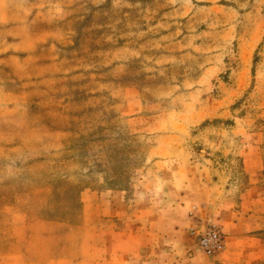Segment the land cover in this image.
Returning <instances> with one entry per match:
<instances>
[{
  "label": "rangeland",
  "instance_id": "rangeland-1",
  "mask_svg": "<svg viewBox=\"0 0 264 264\" xmlns=\"http://www.w3.org/2000/svg\"><path fill=\"white\" fill-rule=\"evenodd\" d=\"M0 8V107L28 127L4 139L0 126V206L30 212L9 261L0 218V264H264V0ZM84 186L80 231L60 200L71 190L75 207ZM102 188L124 192L110 217ZM210 227L224 248L206 255L195 236Z\"/></svg>",
  "mask_w": 264,
  "mask_h": 264
},
{
  "label": "crops",
  "instance_id": "crops-1",
  "mask_svg": "<svg viewBox=\"0 0 264 264\" xmlns=\"http://www.w3.org/2000/svg\"><path fill=\"white\" fill-rule=\"evenodd\" d=\"M5 12H1V8H0V21L3 20V17H5ZM3 101H1L0 99V103H5L4 101H7L6 98H2ZM14 98H12V100L10 101V103L12 104L14 102ZM9 103V102H7ZM15 106L14 104L11 106H7L6 107V111L2 109V107H0V126L5 128L4 130H6L5 132L0 130L4 137L2 138H8L9 135L11 136H25L28 134V127L26 125V120H27V116L25 113L23 112H16L15 110ZM90 174L89 170L86 171V175L84 174L83 176L81 175L80 178L78 179L77 183L78 184H84V182L88 181V175ZM92 174V172H91ZM74 177V176H72ZM65 181V180H63ZM49 182L48 180L45 181V183ZM63 183H60V188H66V187H62ZM49 184H45L44 187V191L47 192V194H51V192L53 191V188H51ZM27 186V185H26ZM89 186H84V189L82 192H79L78 195H76V197H78V200L76 202V206L71 208V209H67V200L70 196H72L73 194H70L71 190H67L66 192V196L61 197V200H64L62 202V210L64 212H67V210H70L71 213L72 211L75 212V214H77V222L75 223V226H77L78 228H80V231H83L84 227H83V223L82 220L84 219V214L87 213L88 209H90L92 207V203L90 202L89 198L91 197V189L89 190ZM46 189V190H45ZM58 191V189H57ZM74 191V190H72ZM104 192L103 194V207L104 209L108 212L105 214H103V217H110L111 215L109 214L110 210L112 209V207L114 206V204L111 202L112 198L114 197V195L112 196L111 193H118V197H119V205L121 202V195L122 191H116V190H111L110 188H102L99 192ZM76 192V191H75ZM74 192V193H75ZM31 194V187L27 186V187H23V189H19L13 196L12 199H15L18 203L19 199H26L29 198V196ZM75 195V194H74ZM75 197V196H74ZM125 207L126 204L124 202V205L122 206V208H124L125 211ZM29 208V207H28ZM76 210V211H75ZM30 212L28 210H25L24 206L20 207H16V205H12V206H7L2 205L0 206V218L7 220L6 224L7 227L9 229V231L11 232V237L13 238V252L9 253L7 252L4 257H6V261H9V258H13L14 255L21 253L25 247L27 246V231H26V227L24 225V222L21 220L23 219V217L27 214H29ZM124 215H126V211L124 213ZM123 215V216H124ZM22 216V218H21ZM75 216V215H74ZM22 221V222H20ZM66 221H61V223H59L60 227H68L69 229H75L74 226H68V223H65ZM58 224V222H56Z\"/></svg>",
  "mask_w": 264,
  "mask_h": 264
},
{
  "label": "built area",
  "instance_id": "built-area-1",
  "mask_svg": "<svg viewBox=\"0 0 264 264\" xmlns=\"http://www.w3.org/2000/svg\"><path fill=\"white\" fill-rule=\"evenodd\" d=\"M195 237L199 248L206 255L219 252L224 248V238L215 227L205 228Z\"/></svg>",
  "mask_w": 264,
  "mask_h": 264
}]
</instances>
